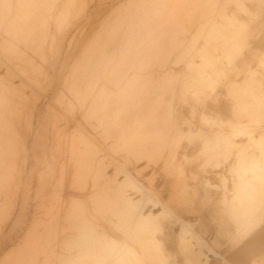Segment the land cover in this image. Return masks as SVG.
Instances as JSON below:
<instances>
[{"label": "rangeland", "instance_id": "obj_1", "mask_svg": "<svg viewBox=\"0 0 264 264\" xmlns=\"http://www.w3.org/2000/svg\"><path fill=\"white\" fill-rule=\"evenodd\" d=\"M0 144V264L260 260L210 184L264 182V0H0Z\"/></svg>", "mask_w": 264, "mask_h": 264}, {"label": "crops", "instance_id": "obj_2", "mask_svg": "<svg viewBox=\"0 0 264 264\" xmlns=\"http://www.w3.org/2000/svg\"><path fill=\"white\" fill-rule=\"evenodd\" d=\"M218 112H224V118H225V110L223 108H219L216 111V114ZM225 119H228V118H225ZM199 131L203 132V131H205V128L201 125V127H199ZM43 139H41V144H44ZM200 142H201V140L195 139L191 142H188L189 143L188 145L194 147L196 145H199ZM83 143H84V145H86L85 140L83 141ZM99 148H100V146L98 145V143L92 141L91 139H88L87 151H88L89 157L92 158V156L95 155L96 150H98ZM181 148H182V146H181V142H180L179 150ZM84 150H86V147L84 148ZM178 154H179V151H178ZM197 154H198V151H197ZM182 157H183V160H187V159L190 160L189 157L185 154H183ZM194 159H196V157ZM229 161H230V159H227L225 162L220 161V166L214 168V170L219 171V172H216L215 175H216V178H218V182H219L220 186L216 185V184H210V186H211L210 189H213L214 187H221V192L219 193L218 200H217V204H218L217 212L221 216H225L228 219V221L233 225L234 233L230 234L228 236V241H229L230 245L232 247H238L240 249V251H242L241 253H243V251H246L247 249L249 250L251 248H258V247L264 245V240L263 241H256V240L253 241V238H252V236H254V234L258 231V229H260V227L262 226L263 219H264V216H263V214H264V182L263 183H257L255 181L247 178V180L243 181V182H237V181L235 183L232 182V187L229 189L228 183L230 181H232L231 177L229 176L230 173L240 174V173H243L244 169L248 170L250 168V166H248V165L235 164V162H234L232 164V166L227 170L225 168V165H226V163H229ZM180 163L182 165V162H180ZM182 168H183V166H182ZM222 168H224V169H222ZM183 172H184V169H183ZM253 173H256V172L253 171ZM258 173H260V172H258ZM221 176L223 177V179L226 180L225 188L223 186V179H221ZM26 184H27V186L23 189V194L25 195V197L26 196L28 197L29 196V190H30V181L28 180ZM186 186H187L186 188L188 189L187 184H186ZM240 186L245 188L244 189L245 193L242 196L241 203H240L241 207H239V202L235 199V195L233 192L234 190H236ZM224 189H226L228 191V194L223 192ZM195 193H196L195 190L192 189V193H191L192 196H194ZM186 194H184L183 196H185ZM180 198H182V197L180 196ZM204 199L209 201V200H211V196L206 194L204 196ZM234 200H236V201H234ZM164 203L167 205V207L172 211V213L180 221H183L184 223H186L185 220H183L182 218H180L176 214V210L170 206V203H166V202H164ZM235 214H237V216H235ZM258 219L260 221V225H258L256 228L252 229L251 231H247L248 229H246V228L248 227V225H250V223H255ZM177 222H178V220H177ZM237 223L242 224V227L246 229V230L244 229L245 231L242 232L241 235H238V233H237L238 228H239ZM246 223L248 225H246ZM178 224H179V226L181 225L179 222H178ZM194 233H196V232H194ZM9 237H10V235L6 234L1 241L5 242V240ZM207 245L209 246V244H207ZM209 248L214 252V255H216V256L218 255V253L216 251H214V249L211 246H209ZM263 252H264V250H263ZM209 254H212V253H209ZM236 258L241 259L242 256L237 255ZM184 259H186V258H184ZM251 264H264V254L260 258V260L252 259Z\"/></svg>", "mask_w": 264, "mask_h": 264}, {"label": "bare ground", "instance_id": "obj_3", "mask_svg": "<svg viewBox=\"0 0 264 264\" xmlns=\"http://www.w3.org/2000/svg\"><path fill=\"white\" fill-rule=\"evenodd\" d=\"M0 147H1V144H0ZM1 160V159H0ZM3 161V160H2ZM1 162V161H0ZM0 166L2 167V163H0ZM66 210V209H65ZM63 212V211H62ZM61 213V212H60ZM56 222V221H55ZM71 223V222H70ZM63 226V225H62ZM36 235V234H35ZM35 237V236H34ZM36 237H37V235H36ZM23 252H21V253H19L18 255H20V254H22ZM47 253V252H46ZM50 253V252H49ZM52 253H54V252H52ZM188 254H191L189 257H190V259H191V261L193 262V264H200V262H201V260H200V256H199V254H197V253H193V252H189ZM50 255V254H49ZM48 255V256H49ZM20 256H23V254L22 255H20ZM42 256V255H41ZM44 256V255H43ZM42 256V257H43ZM46 256V255H45ZM18 257V256H17ZM23 258V257H22ZM21 257H20V259H22ZM51 258V257H50ZM31 260V259H30ZM48 260V259H47ZM46 260V261H47ZM33 260H31V261H29V262H25V263H29V264H33V263H30V262H32ZM36 261V260H35ZM49 261V260H48ZM38 262H39V260H38ZM45 261H43V263H44ZM49 263V262H48ZM47 263V264H48ZM20 264H22V262L20 263ZM34 264H35V262H34ZM36 264H37V262H36ZM42 264V263H41ZM45 264H46V262H45Z\"/></svg>", "mask_w": 264, "mask_h": 264}]
</instances>
